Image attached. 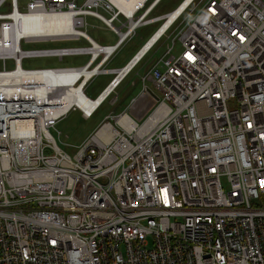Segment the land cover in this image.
I'll return each instance as SVG.
<instances>
[{
  "label": "built area",
  "instance_id": "1",
  "mask_svg": "<svg viewBox=\"0 0 264 264\" xmlns=\"http://www.w3.org/2000/svg\"><path fill=\"white\" fill-rule=\"evenodd\" d=\"M6 1L2 48L8 27L35 9L69 14L62 25L75 20L76 30L69 39L25 35L19 45L89 44L0 54V75H26L17 74L20 93L0 91V264H264V0H190L151 45L172 40L143 74L140 98L108 115L73 156L52 129L73 110L91 118L122 79L95 100L88 81L111 71L102 66L140 27L161 22L151 40L186 0L157 16L161 0H28L24 10L9 0L4 10ZM87 15L117 41L95 45L80 29ZM78 55L89 58L22 66ZM69 77L75 101L44 91ZM84 93L100 99L90 111L78 105Z\"/></svg>",
  "mask_w": 264,
  "mask_h": 264
},
{
  "label": "rangeland",
  "instance_id": "2",
  "mask_svg": "<svg viewBox=\"0 0 264 264\" xmlns=\"http://www.w3.org/2000/svg\"><path fill=\"white\" fill-rule=\"evenodd\" d=\"M27 1L28 0H19V7L21 10L25 9V5ZM182 1L183 0H161L159 4L152 11L151 16L166 14L174 10ZM9 9H10V4H9V0H7L4 5V10H9ZM193 13L194 11L192 10L191 15H193ZM160 24L161 22H157L154 24L142 26L140 27V34L145 33L146 35H151L160 26ZM84 27L80 29L83 30ZM103 32L105 34H109L108 31H103ZM128 41L129 40H127L123 44L127 43ZM73 42H68V43L67 42H36V43L23 42L22 47L23 49L50 48V47L61 48L64 46H71L73 45L72 44ZM168 44H172V40H166V38L164 37L160 41L157 42L155 48H158V49L160 48L161 52L159 54H162L168 49ZM177 49H179V44H177L176 50ZM118 50L116 52H118ZM119 52H120L119 57L124 56V53H123L124 51L120 50ZM175 54H177V52H175ZM67 59L68 58L66 57L64 60L67 61ZM6 63L9 69L14 67L13 60H7ZM62 65H63V61H60L55 57L29 58V59H25L22 63V66L25 68H47V67H59ZM104 66L105 64L102 66V68H104L105 70H111L112 72V69H107ZM0 68H3L1 61H0ZM118 73L119 72H117L114 78L117 77ZM99 77L100 76H96L95 80L94 78H92L87 83V85L92 84L91 87H89L88 89L86 88V93L91 98L95 97L103 87V83L100 82L101 79ZM93 80H94V83H92ZM118 87L108 97V99L98 108V110L95 112V114L91 118L87 119L81 114L80 111L73 110L66 117H64L62 120L58 122L56 126L57 130L52 129V133L54 134V136H57V131H60L62 133L61 137L58 138L59 145L65 150H67L72 156L75 154L77 147L83 143V141L89 136L91 132H93L97 127L100 126L101 122H103L108 115L112 113L119 114L127 110L133 99L140 98V95H138L132 99V96H130L129 94H125V92H122L121 90L122 86H120L119 88ZM117 96H118V100L114 102ZM67 144H70L72 146H67Z\"/></svg>",
  "mask_w": 264,
  "mask_h": 264
},
{
  "label": "bare ground",
  "instance_id": "3",
  "mask_svg": "<svg viewBox=\"0 0 264 264\" xmlns=\"http://www.w3.org/2000/svg\"><path fill=\"white\" fill-rule=\"evenodd\" d=\"M138 1H140V3L143 0H131L128 1L127 4L129 6L134 5L135 3H137ZM190 0H186L184 4H182V6L175 12H173L172 14H170V18L169 21L164 25V27L151 39V43H149L150 46L151 44L154 43V41H156V39L159 37V35L161 34V32L168 26V24L171 22L172 19H174L176 17V15L181 12V10L188 4ZM125 2V0H116V3L119 5H122L121 3ZM18 11H16V13H14L12 16L13 18L17 19L18 17ZM67 17H69V14H65V15H59V14H54V13H45V12H41L38 9H35L33 12H31L30 14H24L23 16H21V21L18 23H16V26H9L8 27V43L6 44L5 47H1L0 46V54H4L6 52H8V50L11 51V54L15 55H19L20 54V50L21 48L23 49V47L21 45H19L18 39H20L22 36H33L35 37L37 36H44L47 37V35H52L54 33H61L63 34V36L66 35L65 39L68 38L73 35V30H76V24L77 22L74 20V25L73 27H71L68 23L69 26L62 25V22H67ZM68 28V29H67ZM79 32V31H78ZM80 33V32H79ZM98 51H95V56L97 55ZM21 64V62H20ZM88 76L90 75L89 71L85 72ZM17 74H23L26 78V75L24 73H13L10 75H0L2 77H0V91L4 92V91H10L13 94H18L21 91V87L19 85V82L24 81L25 79L22 76H18ZM37 73H33V76H37ZM30 75H27V77H29ZM51 75H46V77H42V79L44 80H48ZM13 80V81H12ZM74 79L73 78H60L57 79L56 81L52 80L50 81L49 85H47V87L44 89V91H53L54 95H63L64 97H67V99L65 100L66 103H71L72 100H76V97L79 93V91L74 90L73 89V84ZM72 88V90L70 89ZM51 95V92H49ZM108 94V92H105V94ZM7 94V93H6ZM103 95V96H104ZM80 99V98H79ZM78 99V100H79ZM82 100L78 102V105L83 108L86 109L87 111H90L91 109L94 108V106L100 101H91L88 100V96L84 93V95H82Z\"/></svg>",
  "mask_w": 264,
  "mask_h": 264
},
{
  "label": "crops",
  "instance_id": "4",
  "mask_svg": "<svg viewBox=\"0 0 264 264\" xmlns=\"http://www.w3.org/2000/svg\"><path fill=\"white\" fill-rule=\"evenodd\" d=\"M85 22L86 24L83 30L96 44L112 45L117 41V35L110 29L106 28L104 23L98 18L87 15L85 17ZM103 31H108L109 34H105ZM152 34H140L139 28L137 33L127 43L123 44L114 56L107 60L104 67L107 69H112V72L110 71L109 73L98 75L101 79L100 82L103 83V87L100 92L103 91L107 87V85L114 79L117 72L122 70L146 45ZM72 44L85 46L89 44V42L87 41V39L82 38L78 41H74ZM155 47L156 45L152 46L148 51H146L145 54L134 64L131 70L122 78L119 87L122 86V92H125V94H129L130 96H132V99L140 95L141 91L143 90V84L141 80L143 74L152 66L155 61L158 60V58H161L163 56L162 54H164H159L161 52V49ZM120 50L124 51V56L119 57ZM67 58V61L63 60L62 66L83 65L87 62L89 55L69 56ZM95 79L96 78H94V80ZM94 80L92 83H94ZM91 85L92 84L88 85L87 89L91 87ZM100 92L92 98H96L100 94Z\"/></svg>",
  "mask_w": 264,
  "mask_h": 264
},
{
  "label": "water",
  "instance_id": "5",
  "mask_svg": "<svg viewBox=\"0 0 264 264\" xmlns=\"http://www.w3.org/2000/svg\"><path fill=\"white\" fill-rule=\"evenodd\" d=\"M149 43H151V40H149L146 45L137 53V55L130 61V63L122 70L119 71L117 77L115 80L119 81L123 78V76L127 73V71L138 61L139 58H141L144 53L151 47L150 46H147L149 45ZM95 45H97L95 42H94ZM149 92L152 93L157 99H159L158 95L156 93H154L151 88H148Z\"/></svg>",
  "mask_w": 264,
  "mask_h": 264
}]
</instances>
